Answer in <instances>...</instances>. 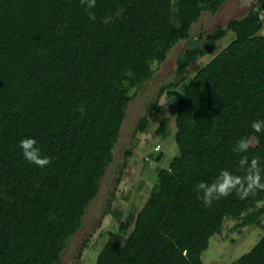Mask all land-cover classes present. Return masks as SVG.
<instances>
[{"label": "trees", "instance_id": "1", "mask_svg": "<svg viewBox=\"0 0 264 264\" xmlns=\"http://www.w3.org/2000/svg\"><path fill=\"white\" fill-rule=\"evenodd\" d=\"M227 1L96 0L92 21L80 0H0V264H59L114 161L131 91L153 76L151 62H164L183 39L182 77L228 32L236 35L184 85L174 135L179 154L157 168L146 203L121 219L96 264H204L226 220L245 226L259 219L264 191L205 207L194 190L223 169L242 174L233 151L241 138L257 139L241 155L264 163V132L250 126L264 119V0L260 12L249 9L209 38L190 37L203 10L215 13ZM147 124L140 118L135 133ZM166 128L161 120L157 132ZM26 137L52 158L49 166L24 159L19 143ZM131 155L129 148L120 174ZM229 264H264V236Z\"/></svg>", "mask_w": 264, "mask_h": 264}, {"label": "rangeland", "instance_id": "2", "mask_svg": "<svg viewBox=\"0 0 264 264\" xmlns=\"http://www.w3.org/2000/svg\"><path fill=\"white\" fill-rule=\"evenodd\" d=\"M249 9L242 7L241 0H228L215 13L203 10L193 23L190 37L205 40L219 26L225 27L230 21L245 16ZM261 18L263 27L259 33L264 35V12ZM235 36L233 31L228 32L217 42L212 54L191 62L184 77L178 75V67L181 54L188 48V39L177 41L164 62H151L154 74L131 91L135 95L126 108V117L114 147V161L101 182L99 193L87 207L82 227L71 236L63 250L59 264H96L105 243L117 233L121 219L129 211L143 207L157 181V168L168 167L179 154L174 135L184 85ZM174 82L175 85L161 91L162 86ZM170 91H173L172 95L168 94ZM153 114L158 115L157 119ZM143 116L148 119L146 131L135 133ZM161 120L166 121L167 128L159 134L157 129ZM250 140L252 145L257 144L255 137ZM156 145L161 147L160 151H155ZM129 148L132 155L120 174L124 153ZM259 207L264 210V203ZM263 236L264 212L251 225L243 226L238 220L228 219L222 232L211 237L210 245L203 253L204 264H229L251 250Z\"/></svg>", "mask_w": 264, "mask_h": 264}, {"label": "clouds", "instance_id": "3", "mask_svg": "<svg viewBox=\"0 0 264 264\" xmlns=\"http://www.w3.org/2000/svg\"><path fill=\"white\" fill-rule=\"evenodd\" d=\"M80 2L88 11L89 19L95 21V13L91 10L95 7L96 0H80ZM241 5L252 9L254 12L261 11L260 0H241ZM111 19L112 17L108 16L102 22L108 24ZM128 75L131 76L132 74L129 72ZM77 111L83 114L85 109L81 106ZM250 126L256 133L264 132V119L253 120ZM251 147L252 141L245 137L239 139L233 148V151L240 155L238 171L242 174H234L227 169H223L211 183L201 181L196 184L194 190L200 194L198 198L202 200L205 207H211L213 202H218L233 194L244 200L256 196L258 192L264 191V163H262L261 158L253 156L249 159L247 155H241L247 153ZM19 148L27 162L40 168H45L53 162L51 157L42 154L34 138L26 137L22 139L19 143ZM260 203L264 202H258V205Z\"/></svg>", "mask_w": 264, "mask_h": 264}, {"label": "built area", "instance_id": "4", "mask_svg": "<svg viewBox=\"0 0 264 264\" xmlns=\"http://www.w3.org/2000/svg\"><path fill=\"white\" fill-rule=\"evenodd\" d=\"M155 151H160L161 147L159 145H156V147H154Z\"/></svg>", "mask_w": 264, "mask_h": 264}]
</instances>
